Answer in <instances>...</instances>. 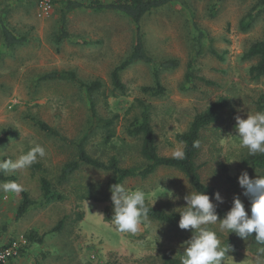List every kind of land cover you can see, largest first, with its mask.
Wrapping results in <instances>:
<instances>
[{"label": "rangeland", "instance_id": "obj_1", "mask_svg": "<svg viewBox=\"0 0 264 264\" xmlns=\"http://www.w3.org/2000/svg\"><path fill=\"white\" fill-rule=\"evenodd\" d=\"M63 1L52 0L51 13L45 16L40 14V0H0V19L15 35L27 40L7 49L0 34V159L15 160L36 144L46 150L30 168L3 173L14 177L22 190H0V250L12 241L25 240V234L33 230L45 234L42 243H26L10 260L12 264H162L165 257L179 259L181 245L191 237V230L151 219L150 225L142 224L134 234L114 230L110 191H106L109 174L83 166L60 182L62 166L75 157L73 147L38 131L26 117L37 118L74 141L87 127V105L74 85L38 78L53 71H73L85 82L102 83L93 98L99 117L118 116L114 138L105 144L102 132L97 131L86 151L104 162L115 156L123 168L144 164L141 140L127 133L141 112L136 100L150 107L158 154L173 157L174 149L183 148L176 135L186 132L195 115L225 98L228 104L218 121L201 133L196 165L201 181L223 198L218 207L229 210L233 197L239 196L248 211L250 201L242 194L237 177L247 172L254 179L264 175V170L243 166L242 160L251 156L235 137V117L247 118V112H256V102L264 96V77L254 81L249 74L256 60L242 59L264 36V0H183L146 15L140 24L146 52L158 61L178 63L175 69L160 74L165 94L154 99L141 92V88L153 85L151 70L142 63L121 73L124 94L111 86V71L134 44L131 21L111 12L76 10L68 15L71 40L56 46L53 37ZM243 23H250V27L243 30ZM195 28L202 33L200 53ZM187 71L192 81L184 85ZM41 178L49 180L63 200L36 205L15 220L22 192L36 203L41 200ZM123 184L142 189L147 206L169 214L181 211L179 208L186 206L183 197L193 191L181 173L163 168L146 179L136 177ZM105 191L108 198L102 194ZM61 221V229L51 232ZM206 227L217 232L222 246L229 247L225 264H253L260 254V247L249 241L228 244L232 233L220 231L218 225Z\"/></svg>", "mask_w": 264, "mask_h": 264}, {"label": "trees", "instance_id": "obj_2", "mask_svg": "<svg viewBox=\"0 0 264 264\" xmlns=\"http://www.w3.org/2000/svg\"><path fill=\"white\" fill-rule=\"evenodd\" d=\"M183 0H90L86 3H81L76 0H65L61 3L59 10L57 30L54 34V44L60 46L62 42L71 40V36L67 30L68 15L76 10H88L93 13L99 12H111L123 16L131 21L135 29L134 44L125 57V59L117 65L110 73V82L114 91H118L120 94L125 93V86L121 81L120 75L126 69L134 64L142 63L147 65L151 70L153 78V85L141 88V92L150 98H160L164 96L165 89L160 83V74L165 71L173 70L177 67L176 60H163L158 61L148 55L144 47L143 37L141 34L140 24L142 19L150 14L152 11L166 7L172 3L180 2ZM250 27L249 24H242L241 28L247 30ZM198 37V53L201 51V38L202 33L199 29L195 28ZM0 34L3 45L7 49H11L16 46L24 45L27 40L24 37L15 35L0 19ZM213 55H216L214 51H211ZM243 60H256V63L250 67L249 74L251 79L256 81L264 77V36L261 40L253 43L248 50L242 56ZM191 66V63L188 65ZM184 85L191 84L192 75L189 71L185 74ZM38 81H61L67 82L79 89L83 94V99L87 105L88 111V123L85 131L74 141L64 138L56 129L52 128L45 122L27 116L26 120L38 131L44 133L46 136L68 144L73 147L75 151L74 159L66 162L60 171L59 180L65 182L81 167L86 166L96 171H101L110 175V180L107 183L106 191H110V187L116 183H124L127 179L140 178L146 179L150 175L154 174L158 169H170L181 173L189 182L191 188L195 191H203L211 198L213 193L217 190L213 187L205 185L199 175V167L196 165V159L199 152V145L201 143V133L210 125L216 123L219 119V113L227 106V100L220 98L214 103L210 104L204 111L195 115L190 123L186 132L178 134L175 137L176 142L183 146L184 152L183 159H177L174 157L160 156L157 152V144L155 140L154 130L151 125V111L150 107L143 100H136L138 107L141 108V112L130 124L127 133L134 138L141 140L140 156L144 161L143 166L123 168L120 166L119 159L115 156L110 157L106 162L90 156L86 151V146L90 141V138L97 132H102L103 142L108 144L114 138V127L118 116L114 115L111 118H101L97 114L96 104L94 101V94L98 93L102 89V83L99 80L85 82L77 77L73 71H53L41 75ZM256 110L264 111V96H260L256 102ZM244 167L251 168L253 170H264V154H256L242 160ZM14 177H7L3 173H0V182L13 181ZM41 200L39 203L32 201L26 192L21 193V202L16 211L15 220H19L30 209L36 205L46 206L50 203L61 201L63 197L52 190L49 180L46 178L40 179ZM106 191L104 198L106 197ZM91 195H89L90 197ZM91 198V197H90ZM149 208V219L166 224L170 227H177L179 222V213H166L161 210ZM228 210L226 208H220L217 206V214L219 218H223L224 214ZM62 227V221L59 222L51 232H57ZM254 233L248 239H241L232 233V238L227 242L231 244L233 241H249L254 245L264 247L259 244L255 238ZM45 234L39 235L37 232L30 230L25 234L24 238L26 243L41 244ZM12 260V259H10ZM7 261L5 264H12ZM162 264H180V260L177 258L165 257Z\"/></svg>", "mask_w": 264, "mask_h": 264}, {"label": "clouds", "instance_id": "obj_3", "mask_svg": "<svg viewBox=\"0 0 264 264\" xmlns=\"http://www.w3.org/2000/svg\"><path fill=\"white\" fill-rule=\"evenodd\" d=\"M235 121V137L240 146L247 149L250 156L264 154V111L247 112V118L237 116ZM45 155V148L36 144L15 160L0 159V173L26 170ZM172 155L183 159L185 154L180 148H176ZM237 182L243 189L242 194L250 201L248 211L239 196H234L231 208L223 218H219L217 206L224 203L219 192L213 193L210 198L203 191L193 190L183 197L186 206L179 208L178 227L191 230V237L181 245L183 252L179 254L180 264H225L229 258L226 255L229 247L221 245L217 232L206 227L208 225H218L220 231L234 233L245 240L254 233L255 240L264 245V175L250 179L247 172H241ZM0 190L19 192L22 186L9 181L0 184ZM110 202V222L115 226V231L134 234L142 224L152 223L148 216L146 193L142 189H130L122 183L113 184L110 187ZM259 253L253 264H264V247L259 249Z\"/></svg>", "mask_w": 264, "mask_h": 264}, {"label": "built area", "instance_id": "obj_4", "mask_svg": "<svg viewBox=\"0 0 264 264\" xmlns=\"http://www.w3.org/2000/svg\"><path fill=\"white\" fill-rule=\"evenodd\" d=\"M40 14L47 16L52 10V0H40L39 2ZM26 245L23 239L20 242L12 241L8 246L0 250V264H5L10 259L16 258L21 248Z\"/></svg>", "mask_w": 264, "mask_h": 264}]
</instances>
